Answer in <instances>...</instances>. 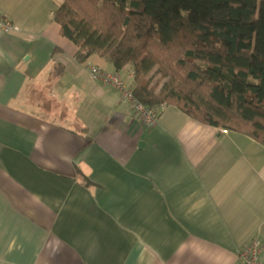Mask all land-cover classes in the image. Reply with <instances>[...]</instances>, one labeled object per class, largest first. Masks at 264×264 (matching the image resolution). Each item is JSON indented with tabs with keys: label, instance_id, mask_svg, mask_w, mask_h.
Instances as JSON below:
<instances>
[{
	"label": "crops",
	"instance_id": "crops-1",
	"mask_svg": "<svg viewBox=\"0 0 264 264\" xmlns=\"http://www.w3.org/2000/svg\"><path fill=\"white\" fill-rule=\"evenodd\" d=\"M58 5L0 0L20 28L0 32V264H241L264 242V147L168 105L145 129L88 76L131 68L79 65Z\"/></svg>",
	"mask_w": 264,
	"mask_h": 264
},
{
	"label": "trees",
	"instance_id": "trees-1",
	"mask_svg": "<svg viewBox=\"0 0 264 264\" xmlns=\"http://www.w3.org/2000/svg\"><path fill=\"white\" fill-rule=\"evenodd\" d=\"M52 20L79 65L99 56L130 67L144 106L264 147V0H61Z\"/></svg>",
	"mask_w": 264,
	"mask_h": 264
},
{
	"label": "built area",
	"instance_id": "built-area-1",
	"mask_svg": "<svg viewBox=\"0 0 264 264\" xmlns=\"http://www.w3.org/2000/svg\"><path fill=\"white\" fill-rule=\"evenodd\" d=\"M0 32L4 34H14L20 32V28L0 11ZM90 81L99 83L102 86L114 89L119 94L121 103L129 107L130 113L138 120L141 125L149 130L157 125L160 118L162 107H147L140 103L133 95V74L123 79L118 73L107 72L99 67L88 68ZM221 134H228L227 130L220 129ZM264 251V242L258 238L252 239L247 245L238 252L241 264H264L261 255Z\"/></svg>",
	"mask_w": 264,
	"mask_h": 264
},
{
	"label": "rangeland",
	"instance_id": "rangeland-1",
	"mask_svg": "<svg viewBox=\"0 0 264 264\" xmlns=\"http://www.w3.org/2000/svg\"><path fill=\"white\" fill-rule=\"evenodd\" d=\"M58 3L60 4L61 3V0H58Z\"/></svg>",
	"mask_w": 264,
	"mask_h": 264
}]
</instances>
